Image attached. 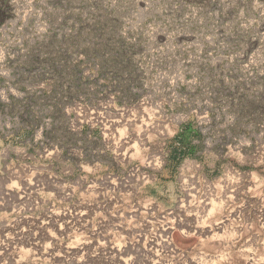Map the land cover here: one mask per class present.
Masks as SVG:
<instances>
[{
  "label": "rangeland",
  "instance_id": "rangeland-1",
  "mask_svg": "<svg viewBox=\"0 0 264 264\" xmlns=\"http://www.w3.org/2000/svg\"><path fill=\"white\" fill-rule=\"evenodd\" d=\"M0 264H264V0H0Z\"/></svg>",
  "mask_w": 264,
  "mask_h": 264
},
{
  "label": "bare ground",
  "instance_id": "bare-ground-1",
  "mask_svg": "<svg viewBox=\"0 0 264 264\" xmlns=\"http://www.w3.org/2000/svg\"><path fill=\"white\" fill-rule=\"evenodd\" d=\"M8 249V248H7ZM9 250V249H8Z\"/></svg>",
  "mask_w": 264,
  "mask_h": 264
}]
</instances>
